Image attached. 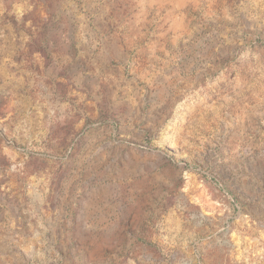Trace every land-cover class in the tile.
Segmentation results:
<instances>
[{"label":"rangeland","instance_id":"rangeland-1","mask_svg":"<svg viewBox=\"0 0 264 264\" xmlns=\"http://www.w3.org/2000/svg\"><path fill=\"white\" fill-rule=\"evenodd\" d=\"M0 264H264V0H0Z\"/></svg>","mask_w":264,"mask_h":264}]
</instances>
